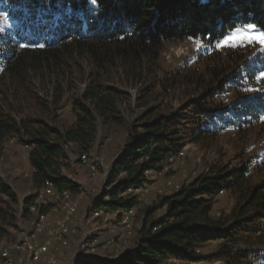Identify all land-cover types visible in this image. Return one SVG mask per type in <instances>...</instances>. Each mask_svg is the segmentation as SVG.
<instances>
[{
	"label": "trees",
	"instance_id": "trees-1",
	"mask_svg": "<svg viewBox=\"0 0 264 264\" xmlns=\"http://www.w3.org/2000/svg\"><path fill=\"white\" fill-rule=\"evenodd\" d=\"M3 18L7 26L0 31V81L21 77L35 65L60 64L74 54L86 56L93 65L88 85L73 99L75 122L68 127L61 129L44 118L17 119L0 110V142L16 136L31 146L35 186L43 189L50 182L73 193L77 185L61 173L67 159L65 146L75 144L81 152L90 151L97 139L98 118L105 123L123 121L119 103L129 94L108 83L109 72L121 68L128 80L137 83L156 65L166 42L200 38L213 45L231 30L250 25L264 32V0H0ZM220 57L214 53L203 72L188 69L182 77L185 86L203 90L199 100L170 114L154 115L150 109L131 125L93 213L116 212L120 220L138 205L129 192L144 186L149 172L162 171L187 138L200 142L228 127L240 128L264 118V92L239 99L233 110L225 109L223 114L208 112L222 94L244 93L241 87L264 72L261 61L234 69L215 66ZM61 99L59 95L56 102ZM199 117L204 124L190 127ZM249 171L247 165L211 167L144 209L134 247L115 259H82L79 264H164L172 256L191 262L264 264V182L252 183ZM225 191L235 202L229 212L216 216V198ZM37 198L31 195L24 200L26 213L37 206ZM17 201L12 186L0 178V219L13 222L8 208ZM159 209L163 213L155 217ZM6 234L0 225V237ZM213 240L219 241L216 251L200 253Z\"/></svg>",
	"mask_w": 264,
	"mask_h": 264
},
{
	"label": "rangeland",
	"instance_id": "rangeland-1",
	"mask_svg": "<svg viewBox=\"0 0 264 264\" xmlns=\"http://www.w3.org/2000/svg\"><path fill=\"white\" fill-rule=\"evenodd\" d=\"M6 19L0 20V31L6 28ZM238 30H245L248 35L253 33L246 27H237L228 32L213 45H208L202 39L185 41H170L164 44L161 55L152 70L144 78L135 83L126 78L121 68H114L108 74V83L120 87L129 96L119 103L123 121L121 123H105L97 120L98 134L90 151L81 152L75 144L65 146L67 159L61 169L68 181L77 185L78 191H73V201L77 204V213L69 220L73 232L67 247L60 251L51 248L50 256L58 259L57 264H79L77 257L86 253L85 243L95 239V255L105 259L120 257L139 238V229L144 209L152 206L161 196L172 193L176 189L168 186L173 183H188L200 174H205L213 166H227L229 169L247 165L249 178L254 184L264 182V118L256 124H244L243 127H228L215 136H206L200 142L187 138L182 151L166 163L160 172H149L148 182L138 190L130 191L136 196L138 205L133 208L131 225L122 228L117 213L99 214L93 216V206L101 192L106 188V180L114 160L121 154L126 143L130 127L138 124L144 113L150 109L154 115L170 114L182 108L189 101L199 100L198 87L185 86L182 77L188 69L203 72L207 60L214 54L221 55V61L216 59L215 66L238 68L246 63L264 67V43L230 42ZM256 32H262L256 30ZM215 60V59H214ZM212 62V61H210ZM213 63V64H214ZM150 68V69H151ZM91 61L83 55H70L62 63H45L32 66L21 77L3 79L0 81V110L11 114L17 119L25 117L44 118L53 125L63 129L75 122L72 110L74 98L80 97L89 83ZM242 91H231L222 94L214 103L210 113L223 114L225 109L233 110L236 101L243 97H251L264 92V72L246 82ZM62 99L56 102L57 97ZM224 115H227L226 113ZM203 117V116H202ZM202 118H196L190 127L199 123ZM196 123V124H195ZM31 146L24 144L16 136H10L0 142V178L12 186L17 203H11L9 212L15 219L3 221L0 225L7 230L3 237L6 242L20 239L31 230L38 214V208L46 201L53 202L51 196L42 195V188H37L33 182V167L29 160ZM86 153L88 161L84 163L80 156ZM38 195L37 206L26 213L24 200ZM235 202V197L228 191L222 192L214 204L213 214L229 212ZM162 209L154 214L159 217ZM58 214L54 218H57ZM54 224V223H53ZM117 225V227H114ZM101 227V228H99ZM219 241H210L199 249L203 255L216 251ZM28 258L25 257V261ZM164 264H225L220 260L185 261L178 257H170Z\"/></svg>",
	"mask_w": 264,
	"mask_h": 264
},
{
	"label": "built area",
	"instance_id": "built-area-1",
	"mask_svg": "<svg viewBox=\"0 0 264 264\" xmlns=\"http://www.w3.org/2000/svg\"><path fill=\"white\" fill-rule=\"evenodd\" d=\"M80 160L86 163L88 161L87 154L83 153ZM167 184L173 186L176 190L181 188V184L173 183L171 179L167 181ZM42 195L51 196L54 200L53 202L45 201L41 205L42 207H49V209L47 211L38 210L31 230L24 237L10 242H6L4 238L0 237V264H38L42 261L44 255H48V258L43 264L58 263V259L55 256H50L49 252L53 246L55 251H60L68 246L70 235L73 232L69 220L77 213L78 207L73 201L71 190H58L50 182L42 189ZM101 213L104 212L96 211L93 216ZM57 214V218H54ZM132 214L133 209L123 213L122 218L119 220L122 228L129 227L132 224L130 218ZM96 242L95 239L87 241L85 243L86 253L77 257L76 261L80 262L82 259L105 260V258L96 257ZM25 257L28 258V262L25 261Z\"/></svg>",
	"mask_w": 264,
	"mask_h": 264
},
{
	"label": "snow or ice",
	"instance_id": "snow-or-ice-1",
	"mask_svg": "<svg viewBox=\"0 0 264 264\" xmlns=\"http://www.w3.org/2000/svg\"><path fill=\"white\" fill-rule=\"evenodd\" d=\"M249 29L253 33L252 35H248V33L245 30H238L233 37L229 38L230 42H232L233 44L243 43L246 39L248 43H253V42L264 43V32L257 33L255 25H250Z\"/></svg>",
	"mask_w": 264,
	"mask_h": 264
},
{
	"label": "crops",
	"instance_id": "crops-1",
	"mask_svg": "<svg viewBox=\"0 0 264 264\" xmlns=\"http://www.w3.org/2000/svg\"><path fill=\"white\" fill-rule=\"evenodd\" d=\"M119 221V220H118ZM114 227H117V225H115ZM99 228H101V227H99ZM50 254H51V252H50ZM49 254V255H50ZM119 257V256H118ZM47 258H48V255H44V257L42 258V261L40 262V263H38V264H43L44 262H46V260H47ZM117 258V257H116Z\"/></svg>",
	"mask_w": 264,
	"mask_h": 264
}]
</instances>
